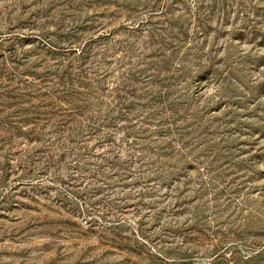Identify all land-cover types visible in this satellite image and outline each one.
I'll return each mask as SVG.
<instances>
[{
  "label": "rangeland",
  "instance_id": "rangeland-1",
  "mask_svg": "<svg viewBox=\"0 0 264 264\" xmlns=\"http://www.w3.org/2000/svg\"><path fill=\"white\" fill-rule=\"evenodd\" d=\"M0 264H264V0H0Z\"/></svg>",
  "mask_w": 264,
  "mask_h": 264
}]
</instances>
